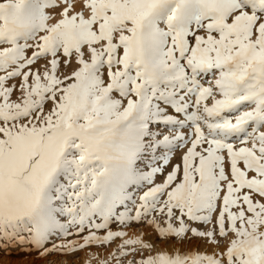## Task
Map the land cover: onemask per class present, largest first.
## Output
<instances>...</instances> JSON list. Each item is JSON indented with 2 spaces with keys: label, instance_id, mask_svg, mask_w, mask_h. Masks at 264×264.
Listing matches in <instances>:
<instances>
[{
  "label": "snow or ice",
  "instance_id": "snow-or-ice-1",
  "mask_svg": "<svg viewBox=\"0 0 264 264\" xmlns=\"http://www.w3.org/2000/svg\"><path fill=\"white\" fill-rule=\"evenodd\" d=\"M116 241L264 264V0H0V251Z\"/></svg>",
  "mask_w": 264,
  "mask_h": 264
},
{
  "label": "rangeland",
  "instance_id": "rangeland-1",
  "mask_svg": "<svg viewBox=\"0 0 264 264\" xmlns=\"http://www.w3.org/2000/svg\"><path fill=\"white\" fill-rule=\"evenodd\" d=\"M125 231L129 233V237L142 236L145 241H156L155 232L146 227L144 224H133L130 228L125 229ZM119 243L120 241H116L107 248H104L103 246L86 248L83 251L76 252L70 257L61 259H67L71 261L72 264H101V261L110 260L109 253L113 252L116 245ZM160 246L163 245L161 244ZM10 251L12 252V255H8L7 253L0 251V264H46L44 260L37 257L35 252L24 255L21 254L18 249H12ZM145 255H147V253H145ZM112 264H115V262L112 261Z\"/></svg>",
  "mask_w": 264,
  "mask_h": 264
},
{
  "label": "bare ground",
  "instance_id": "bare-ground-1",
  "mask_svg": "<svg viewBox=\"0 0 264 264\" xmlns=\"http://www.w3.org/2000/svg\"><path fill=\"white\" fill-rule=\"evenodd\" d=\"M149 241V240H148ZM160 248H163V246H159Z\"/></svg>",
  "mask_w": 264,
  "mask_h": 264
}]
</instances>
